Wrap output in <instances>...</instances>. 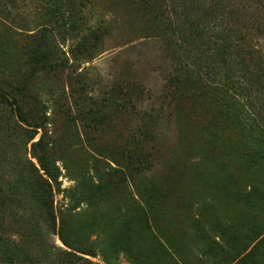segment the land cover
<instances>
[{
    "label": "rangeland",
    "instance_id": "obj_1",
    "mask_svg": "<svg viewBox=\"0 0 264 264\" xmlns=\"http://www.w3.org/2000/svg\"><path fill=\"white\" fill-rule=\"evenodd\" d=\"M67 1L59 23L46 0H20L16 19L0 21V84L31 120L46 121L49 156L108 173L101 209L74 216L85 206L71 210L57 193L58 214L79 219L92 238L98 222L109 234L149 223L162 244L157 264H264V137L206 130L208 84L188 70L179 87L167 86L173 59L141 0H91L75 13ZM41 43L57 62L52 71L32 58ZM25 128L0 105L3 187L30 155ZM70 178L63 171L61 188ZM20 222L29 232L27 215ZM46 242L62 245L54 235ZM116 264L130 262L121 255Z\"/></svg>",
    "mask_w": 264,
    "mask_h": 264
},
{
    "label": "trees",
    "instance_id": "obj_2",
    "mask_svg": "<svg viewBox=\"0 0 264 264\" xmlns=\"http://www.w3.org/2000/svg\"><path fill=\"white\" fill-rule=\"evenodd\" d=\"M141 1L148 22L173 59L167 86L179 87L188 70L206 80L210 90L206 94V130L219 139L229 133L246 139L264 137V0ZM19 2L0 0V21L15 20ZM90 2L68 0L66 10L83 11ZM46 4L53 20L59 23L64 19L62 0H46ZM89 26L98 39L97 31ZM32 54L41 66L38 68L52 71L57 66L42 43ZM0 105L26 125L31 142L30 155L20 161L17 180L13 183V177L7 176L6 186L0 185V264H116L121 255L130 264H157L162 244L149 223L128 227L123 222L109 234L106 225L98 222L92 238L79 219L65 220L58 214L54 204L57 193H63L71 210L85 206L72 212L74 216L90 208L101 209V197L110 189L108 173L98 168L88 174L69 166L64 158L53 160L45 142L46 121L31 120L19 98L2 84ZM135 167L137 180L143 168ZM63 171L75 182L67 188H61ZM25 215L29 232L25 225L18 227ZM100 216L107 219L103 212ZM51 235L62 245L46 242ZM98 257L100 260L94 259Z\"/></svg>",
    "mask_w": 264,
    "mask_h": 264
}]
</instances>
